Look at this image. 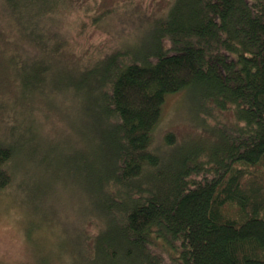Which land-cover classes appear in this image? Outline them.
Listing matches in <instances>:
<instances>
[{
    "label": "trees",
    "instance_id": "obj_1",
    "mask_svg": "<svg viewBox=\"0 0 264 264\" xmlns=\"http://www.w3.org/2000/svg\"><path fill=\"white\" fill-rule=\"evenodd\" d=\"M151 2V13L119 2L118 20L106 0H0V122L11 107L33 118L37 100L72 107L67 143L84 147L96 225L87 257L73 241L77 264H264V0ZM63 7L76 24L120 32L117 45L65 64ZM183 89L195 118L211 120L199 124L207 133L186 153L152 151L164 99ZM18 123L0 130V186L19 155ZM35 138L21 149L32 144L41 161ZM165 143L175 147L172 133Z\"/></svg>",
    "mask_w": 264,
    "mask_h": 264
},
{
    "label": "rangeland",
    "instance_id": "obj_2",
    "mask_svg": "<svg viewBox=\"0 0 264 264\" xmlns=\"http://www.w3.org/2000/svg\"><path fill=\"white\" fill-rule=\"evenodd\" d=\"M106 1L115 8L109 16L111 19L118 17L120 20L121 8L117 6L121 5V1L128 4L126 7L129 9L138 4L151 13L154 8L151 0ZM62 9L58 19L64 22V28L71 29V33L67 34L71 55L64 57L65 64L82 66L91 62L92 54L97 50L117 45L120 32L96 29L93 23L76 24L79 15L66 7ZM88 10L93 8L88 7ZM54 73L57 76L61 72L55 68ZM190 95L188 89L166 95L160 118L152 131L149 145L152 151L164 155L168 149L170 153L179 149L186 153L194 146L191 140L196 141L199 130L207 133L205 127L199 124H210L211 120L209 117L205 120L195 118L199 114L193 109ZM36 106L35 110L32 109L34 119L21 117L25 109L11 107L6 111L8 126L4 121L0 122L1 133L5 134L12 132V123L15 124L18 119L22 122L16 124L20 130L13 132L16 138L22 136L19 155L9 165L12 166L11 181L0 186V264H77L73 241H80L82 255L87 257L90 248L84 240L91 232L89 230L96 226L93 219L87 216L83 198L88 186L82 160L84 147L70 150L67 143L76 137L69 126L74 118L72 107L56 103L52 110L46 108L41 100H37ZM77 112L78 109L75 116ZM168 133H172L176 141L171 149L165 143ZM32 135L36 137L35 151L42 156L41 161L33 159L28 152L32 144L26 142V147L21 149L25 139ZM74 144L80 143L75 140ZM225 208L235 210L231 206Z\"/></svg>",
    "mask_w": 264,
    "mask_h": 264
}]
</instances>
